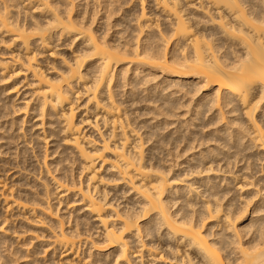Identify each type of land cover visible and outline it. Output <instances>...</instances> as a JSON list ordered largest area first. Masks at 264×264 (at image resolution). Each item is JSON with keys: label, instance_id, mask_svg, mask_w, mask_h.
I'll use <instances>...</instances> for the list:
<instances>
[{"label": "bare ground", "instance_id": "6f19581e", "mask_svg": "<svg viewBox=\"0 0 264 264\" xmlns=\"http://www.w3.org/2000/svg\"><path fill=\"white\" fill-rule=\"evenodd\" d=\"M0 264H264V0H0Z\"/></svg>", "mask_w": 264, "mask_h": 264}, {"label": "rangeland", "instance_id": "374dc122", "mask_svg": "<svg viewBox=\"0 0 264 264\" xmlns=\"http://www.w3.org/2000/svg\"><path fill=\"white\" fill-rule=\"evenodd\" d=\"M122 200H124V199H122Z\"/></svg>", "mask_w": 264, "mask_h": 264}]
</instances>
